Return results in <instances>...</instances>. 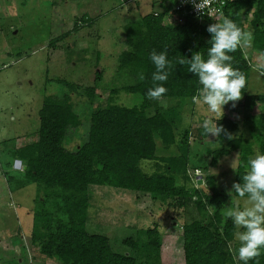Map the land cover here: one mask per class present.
Wrapping results in <instances>:
<instances>
[{"label": "trees", "instance_id": "16d2710c", "mask_svg": "<svg viewBox=\"0 0 264 264\" xmlns=\"http://www.w3.org/2000/svg\"><path fill=\"white\" fill-rule=\"evenodd\" d=\"M166 12L152 11L123 27L124 48L117 55L116 72L124 73L129 83L111 88L104 105L99 106L95 104L98 102L95 81L92 86L84 87L61 81L66 92L43 97L37 112L35 140L9 151L10 163H0V177L10 191L32 183L40 186L31 211L28 242L44 258L58 264H158L160 236L156 228L139 232L143 242L132 238L121 241L133 256L113 252L105 236L86 232L88 188L95 186L146 194L152 204L170 209L192 205L198 219L180 226L183 264H243L239 259L235 263L228 249L235 233L228 212L233 198L240 197L218 190L208 169L214 168L219 158L236 152L232 190L234 183H242L252 148L264 154V112L251 114L256 105L264 106V94L247 95L245 85L239 100L242 111L239 132L237 122L223 116L217 124L223 125L233 138L223 134L215 137L219 148L203 155L199 164L191 165L188 131L179 132L176 128L182 123L179 109L185 101L192 102L202 85L188 71L189 65H180L179 61L190 59L194 52H200L207 60L211 40L207 28L216 22L197 23L184 18L181 24H163ZM225 17L244 31L246 24L253 37L250 50L264 54V0H233L223 9L219 21ZM79 20L88 22L86 17ZM153 50L157 53L166 50L171 63L168 79L163 82L167 92L160 100H149L146 96L153 87L152 74L156 71L150 60ZM229 55L233 57L232 67L245 75L247 83L251 59L241 47ZM140 73L144 74L143 81L138 79ZM118 93L137 95L139 102L131 107L115 104L113 97ZM73 96L83 99L90 108L85 140L74 146V150L63 144L66 130L81 125ZM167 101L176 105L166 106ZM150 108L152 114L146 115ZM200 130L203 133L198 130L197 137H205L204 128ZM14 161L24 169L2 170ZM141 161L150 162L149 173L141 170ZM196 170L206 187L204 192L195 185ZM258 260L264 264V249Z\"/></svg>", "mask_w": 264, "mask_h": 264}, {"label": "rangeland", "instance_id": "374dc122", "mask_svg": "<svg viewBox=\"0 0 264 264\" xmlns=\"http://www.w3.org/2000/svg\"><path fill=\"white\" fill-rule=\"evenodd\" d=\"M152 1L0 0L2 165L10 163L9 151L35 140L37 112L43 97L60 96L66 92L61 87V81L83 87L92 86L95 81L94 94L98 96L95 104L99 106L104 105L111 88L120 83H129L130 79L124 73L116 72V58L124 48L123 27L154 11ZM82 17H86L88 22L80 23L79 19ZM75 24L77 28L72 30ZM244 29L249 32L246 24ZM240 47L244 55L251 59L246 94H264V54L252 52L249 44ZM113 100L115 104L124 107H131L139 102L137 95L125 93H118ZM73 102L81 125L78 129H67L63 140L64 146L72 150L85 140L90 110L84 100L77 96H73ZM165 105L174 107L176 104L167 101ZM234 108L236 110H233V102L225 105L224 117L237 122L239 132L242 112L239 101ZM146 112V115H151L153 108ZM263 112L264 106L256 105L251 114ZM179 113L182 123L176 129L179 132L188 131L191 152L188 159L195 166L200 163L199 159L203 155L219 146L211 134L197 137L198 130L200 134L203 133L200 128L203 129V122L209 116L206 106H199L193 100L185 101ZM252 149L251 157L254 158L258 152L255 147ZM208 161L209 159L205 164ZM11 163L10 167L3 166L2 170H22L23 166L17 168ZM236 165L237 153L232 152L219 158L214 168L208 169L216 188L224 194H229L231 190ZM139 166L144 173H149L150 162L141 161ZM194 176L197 181H201V185L196 186L204 192L206 187L202 183L200 172L194 171ZM7 185L0 177V264H58L39 255L28 242L31 211L40 186L32 183L11 192ZM88 190L90 206L89 221L85 225L87 233L103 235L113 252L133 256L130 248L122 245L121 241L132 238L138 243L143 242L139 232L156 228L160 236L158 264H183L180 226L198 219L192 205L176 210L152 204L146 194L95 186H90ZM245 206V199L233 198L232 209ZM234 229L236 233L237 229ZM235 233L228 249L236 263L240 242Z\"/></svg>", "mask_w": 264, "mask_h": 264}, {"label": "clouds", "instance_id": "9594fccd", "mask_svg": "<svg viewBox=\"0 0 264 264\" xmlns=\"http://www.w3.org/2000/svg\"><path fill=\"white\" fill-rule=\"evenodd\" d=\"M183 2L193 3L196 10L203 13L204 5L210 3V0H199V3L195 0ZM207 31L211 35L207 60L200 52H194L190 59L185 57L179 64L187 63L188 71L195 74L202 85L192 99L195 104L206 106L209 116L203 122L205 133L217 138L223 134L232 139V134L223 125H218L217 121L223 118L225 105L233 102L235 107L236 102L242 98L246 77L232 67L233 57L229 53L235 52L241 45L249 44L253 37L251 32L244 31L227 17L210 24ZM150 60L156 71L152 74L153 87L148 89L146 96L149 100H160L167 92L163 82L168 79L171 63L166 50L160 53L153 50ZM138 79L143 81L144 74L140 73ZM241 178L242 183H234L229 195L235 193L245 199L246 206L229 210L228 216L237 229L235 235L240 242L238 259L243 264H248L249 261L259 264L258 257L264 249V154L258 153L254 158H249L248 170Z\"/></svg>", "mask_w": 264, "mask_h": 264}, {"label": "built area", "instance_id": "2783aa9c", "mask_svg": "<svg viewBox=\"0 0 264 264\" xmlns=\"http://www.w3.org/2000/svg\"><path fill=\"white\" fill-rule=\"evenodd\" d=\"M129 2L134 0H128ZM233 0H210V3L205 4L203 7V13L196 10L193 3L183 2V0H153L155 5L154 14L167 10L163 17V24H181L184 18L195 20L197 23L203 20L209 22H218L222 16L223 9L231 3ZM199 3V0H195ZM13 167H20L18 161L13 162Z\"/></svg>", "mask_w": 264, "mask_h": 264}, {"label": "water", "instance_id": "95a60500", "mask_svg": "<svg viewBox=\"0 0 264 264\" xmlns=\"http://www.w3.org/2000/svg\"><path fill=\"white\" fill-rule=\"evenodd\" d=\"M23 169H24V167H22V170H23ZM195 185H198V186L201 185V181H197V180H196Z\"/></svg>", "mask_w": 264, "mask_h": 264}]
</instances>
